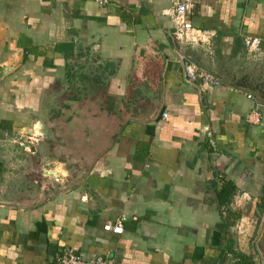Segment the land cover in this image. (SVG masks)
I'll return each instance as SVG.
<instances>
[{
	"label": "crops",
	"instance_id": "crops-1",
	"mask_svg": "<svg viewBox=\"0 0 264 264\" xmlns=\"http://www.w3.org/2000/svg\"><path fill=\"white\" fill-rule=\"evenodd\" d=\"M171 3L0 0V63L16 60L0 76V264H57L64 246L107 264L264 261V0H192L198 42L172 37ZM180 53L218 82L187 81ZM47 160L68 175L41 188Z\"/></svg>",
	"mask_w": 264,
	"mask_h": 264
},
{
	"label": "built area",
	"instance_id": "built-area-1",
	"mask_svg": "<svg viewBox=\"0 0 264 264\" xmlns=\"http://www.w3.org/2000/svg\"><path fill=\"white\" fill-rule=\"evenodd\" d=\"M191 4L192 0H172L170 7L165 10L171 16L172 25L170 32L175 40L198 42L206 38L205 33L194 29L187 18ZM178 62L187 81L199 84L205 88L211 87L218 82V77L215 74L201 68L186 54L180 53ZM165 115L166 112H162V116ZM244 117L250 123H258L260 118L256 107L250 109ZM123 219L124 216L120 215L113 222L105 224V227L112 232H121ZM55 261L57 264H107L100 256L85 258L70 246L62 247L56 254Z\"/></svg>",
	"mask_w": 264,
	"mask_h": 264
},
{
	"label": "water",
	"instance_id": "water-1",
	"mask_svg": "<svg viewBox=\"0 0 264 264\" xmlns=\"http://www.w3.org/2000/svg\"><path fill=\"white\" fill-rule=\"evenodd\" d=\"M15 63H16V60L15 61L7 60V61L1 62L0 63V76L4 72L12 68L15 65ZM40 170H41V177H43V179H39L37 184H39V187L41 188L43 186V183L46 186L47 185L46 183H49L51 181L62 182L68 175V171L66 169L65 163L59 160L44 161L40 167ZM262 229H263V226H262ZM260 236H261V231L257 239H259ZM261 261H262V264H264V261L262 258H261Z\"/></svg>",
	"mask_w": 264,
	"mask_h": 264
},
{
	"label": "trees",
	"instance_id": "trees-1",
	"mask_svg": "<svg viewBox=\"0 0 264 264\" xmlns=\"http://www.w3.org/2000/svg\"><path fill=\"white\" fill-rule=\"evenodd\" d=\"M233 185L229 180H223L219 183L218 187L214 189V198L218 205H226L228 201L229 195L233 191ZM264 200V195L262 197V200ZM263 203L260 205L262 206ZM263 207V206H262ZM230 249V248H229ZM234 264H255L253 261H251L250 257L248 255L243 254L240 251L237 250H231ZM222 253H219V257L221 258Z\"/></svg>",
	"mask_w": 264,
	"mask_h": 264
}]
</instances>
